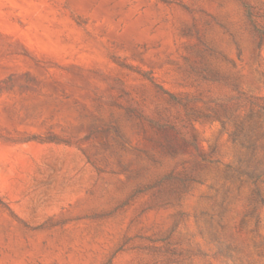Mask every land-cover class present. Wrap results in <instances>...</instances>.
<instances>
[{"label":"rangeland","instance_id":"1","mask_svg":"<svg viewBox=\"0 0 264 264\" xmlns=\"http://www.w3.org/2000/svg\"><path fill=\"white\" fill-rule=\"evenodd\" d=\"M0 264H264V0H0Z\"/></svg>","mask_w":264,"mask_h":264}]
</instances>
